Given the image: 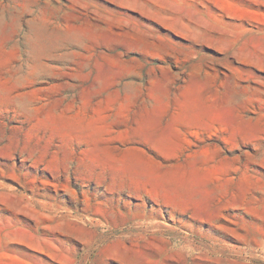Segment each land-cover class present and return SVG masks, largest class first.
<instances>
[{
    "label": "rangeland",
    "instance_id": "374dc122",
    "mask_svg": "<svg viewBox=\"0 0 264 264\" xmlns=\"http://www.w3.org/2000/svg\"><path fill=\"white\" fill-rule=\"evenodd\" d=\"M0 264H264V0H0Z\"/></svg>",
    "mask_w": 264,
    "mask_h": 264
}]
</instances>
